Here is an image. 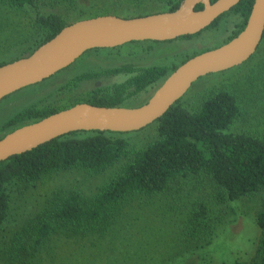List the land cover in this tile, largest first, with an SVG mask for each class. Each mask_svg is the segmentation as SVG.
Wrapping results in <instances>:
<instances>
[{"label": "trees", "instance_id": "16d2710c", "mask_svg": "<svg viewBox=\"0 0 264 264\" xmlns=\"http://www.w3.org/2000/svg\"><path fill=\"white\" fill-rule=\"evenodd\" d=\"M38 1L0 0L1 7H32L36 10L33 30L24 34V47L17 50L14 58L0 61V66L31 54L72 22L109 14L107 8H85L83 5L78 7V14L73 18L68 12L43 13L38 9ZM181 2L182 0H165V8L154 13L174 11ZM54 3L64 7L75 6L76 0H54ZM253 3L254 0H240L209 26H216L231 13L241 16L242 22L238 30L221 44L196 49L187 56L181 55L176 62H169L170 64L141 67L123 64L103 70L105 73L126 72L131 75L104 92L94 90L90 96L82 99L68 98L67 102L60 104L43 103L40 107L32 105L18 109L0 123V138L17 127L80 102L97 106L130 107L128 100L145 92V100L133 106L146 103L169 74L186 60L218 47L239 34L247 23ZM202 8L203 4H198L197 9ZM2 27L0 24V29ZM205 30L177 39L194 38ZM151 42L161 41L134 44L145 43L151 47ZM126 46L129 44L114 48H95L85 54L119 51ZM257 57L261 61L253 69L264 71V35L257 52L250 60ZM98 74L85 71L58 90L76 87L80 81L95 78ZM53 77L54 75L38 85H45ZM259 77L250 74L247 76V82L254 86L253 90L258 86L262 87L257 82ZM242 85L240 77L231 83L213 84L203 90V93H197V107L190 105L185 94L163 116L141 130L74 131L1 161L0 235L5 230L12 210L13 187L28 189V185L35 186L37 182H44L50 175L60 174L61 171L78 170L102 176L95 184L96 190L89 196L79 190L54 192L43 209L30 217L12 239L16 259L24 261L36 257L45 247V242L57 233L75 238L88 234L98 237L111 235L124 216L125 209L131 207L135 200L139 201V206L151 200V208L154 204L165 203L156 209L185 211L187 217L182 229L183 243L186 247H200L202 241L212 234L215 223L221 219L212 206L213 202L228 204L245 196L261 194L262 207L256 215V222L261 229L257 255L251 262L235 260L228 264H264V131L255 132L246 127V122L242 124L241 130L234 129L239 121L247 119L256 99L253 97L256 93L248 96L246 86ZM152 129L155 135L151 139ZM142 133L146 136L143 142H132ZM158 200L161 202L157 203Z\"/></svg>", "mask_w": 264, "mask_h": 264}, {"label": "rangeland", "instance_id": "374dc122", "mask_svg": "<svg viewBox=\"0 0 264 264\" xmlns=\"http://www.w3.org/2000/svg\"><path fill=\"white\" fill-rule=\"evenodd\" d=\"M164 1L76 0V7L71 5L64 7L54 3V0H39L38 9L43 13L68 12L67 14L73 18L77 16L76 13L78 14V7L94 6L107 8L109 14L124 17L161 11L165 8ZM35 16L36 10L32 7L17 9L0 6V24L3 26V29H0V61L14 58L17 50L24 47L26 41L24 34L33 30ZM241 22L239 14L231 13L216 26L208 27L194 38L174 39L167 43L151 42V47L149 44L131 42L128 43L129 46L119 51L91 52L82 55L72 65L56 73L45 85L35 84L26 87L3 100L0 103V123L18 109L32 105L40 107L43 103L60 104L67 102L68 98L82 99L90 96L94 90L104 92L131 75L126 72L105 73L103 70L123 64H134L138 67L170 64L169 62H176L181 55L187 56L196 49L219 45L238 30ZM250 58L241 64H244L242 67L236 66L222 73L208 74L198 79L186 93L190 105L197 107L195 105L199 102L196 100L199 98L197 93H203V90H207L213 84L231 83L240 77L243 81L242 86H246L248 96L256 93V96H253L256 99L251 105L252 110L247 119L244 122L239 121L234 129L241 130L242 124L246 122V127L255 132L264 131V71L253 69L261 61L259 57L253 60ZM85 71L99 74L95 78L80 81L76 87L58 90L60 86ZM249 74L260 76L257 82L261 88L258 86L253 90L254 86L247 82ZM146 94L142 92L127 103L133 106L137 102H143ZM154 132L152 129L151 139L154 138ZM145 137L142 133L132 142L141 143ZM101 179L100 175L70 170L52 174L44 182H37L35 186L28 185V189L13 187L12 210L5 230L0 235V264H228L235 260L251 262L257 255L261 229L256 222V215L262 207L261 194L245 196L228 204L213 202L212 206L221 219L215 223L212 234L202 241L200 247H186L183 243L182 229L187 217L185 211L156 209L165 203L154 204L153 209L151 200L139 206L137 204L139 201L135 200L131 207L125 209L124 216L116 224L111 235L98 237L88 234L75 238L57 233L45 242V247L36 257L24 261L16 259V251L12 250V239L17 231L22 230L30 217L43 209L54 192L79 190L89 196L96 190L95 184Z\"/></svg>", "mask_w": 264, "mask_h": 264}, {"label": "water", "instance_id": "95a60500", "mask_svg": "<svg viewBox=\"0 0 264 264\" xmlns=\"http://www.w3.org/2000/svg\"><path fill=\"white\" fill-rule=\"evenodd\" d=\"M240 0H182L174 11L122 17L103 14L66 25L31 54L0 66V103L72 65L87 51L136 41H169L208 28ZM203 4L202 9H197ZM264 35V0H254L243 30L228 42L201 52L178 66L140 106H97L88 102L50 114L4 134L0 162L74 131L132 132L152 124L201 77L247 61Z\"/></svg>", "mask_w": 264, "mask_h": 264}]
</instances>
